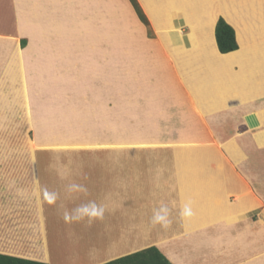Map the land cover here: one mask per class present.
Wrapping results in <instances>:
<instances>
[{
  "label": "crops",
  "instance_id": "crops-1",
  "mask_svg": "<svg viewBox=\"0 0 264 264\" xmlns=\"http://www.w3.org/2000/svg\"><path fill=\"white\" fill-rule=\"evenodd\" d=\"M118 8L116 0H0V91L9 74L22 85L24 107L34 106V95L40 106L55 108L50 92L74 89L83 99L84 122L112 121V114L116 120L118 52L102 45L117 46ZM255 11L261 14L264 5ZM262 14L253 27L241 18L227 21L239 34L244 28L262 33ZM196 22L192 47L181 49L194 99L193 89H208L193 88V74L204 79L213 67L205 51L223 56L216 21L208 41H200ZM196 62L201 65L194 67ZM224 101L203 105L222 107ZM262 112L264 105L256 106L243 125L257 133L256 142L264 136ZM55 154L80 157L64 161ZM46 155L45 161L35 150L28 158H0V255L45 264H106L156 247L173 264H264V221H245V176L226 149L95 145ZM262 201L259 196L249 206Z\"/></svg>",
  "mask_w": 264,
  "mask_h": 264
},
{
  "label": "rangeland",
  "instance_id": "rangeland-1",
  "mask_svg": "<svg viewBox=\"0 0 264 264\" xmlns=\"http://www.w3.org/2000/svg\"><path fill=\"white\" fill-rule=\"evenodd\" d=\"M116 1L119 7L117 46L103 44L102 49L118 52L117 119L112 114V121L89 118L91 121L84 122L85 118L79 117L83 99L74 89L50 92L55 108L40 106L34 95L31 97L34 106L26 108L19 89L22 85L14 84L11 75L6 74V89L0 91V158H28L35 150L40 161H45L46 153L56 148L95 145L226 149L230 153V163H235L240 169L238 172L245 176L248 206L245 221L247 224L264 221V136L261 134L257 143V133L243 128L246 115L256 106L264 105V72H260L259 65L251 63L245 74L248 92L232 94L222 107H204L205 101L198 103L190 95V84L184 78L191 68L186 65V56L181 50L192 47L190 36L199 17L202 18L198 24L200 28H210L219 17L226 21L241 18L240 22L243 20L252 27L260 25L255 18L264 12L260 14L255 8L264 5V0H178L176 9L174 6L162 9L161 24L137 0L148 18V25L139 19L130 0ZM204 15H210L211 21L204 22ZM166 18L169 28H163L168 24ZM104 23L105 20L103 26ZM160 31L167 33L163 42H160ZM236 34L240 50L243 46L248 49L264 46V29L261 33L254 28H244ZM200 65L199 62L193 64L194 67ZM239 70L235 69L234 73ZM15 86L18 90H14ZM25 94L29 96L27 90ZM47 96L44 94L42 98ZM61 104H71V107ZM31 110L35 113L28 114ZM68 118H81L82 121L69 123ZM259 118L264 122V112ZM49 134L54 137H47ZM16 154L18 156H14ZM54 157L72 161L80 155L55 154ZM233 195L231 192V200L235 201L237 198ZM259 196L263 200L261 206L250 207ZM246 238L252 240V232L247 231Z\"/></svg>",
  "mask_w": 264,
  "mask_h": 264
},
{
  "label": "bare ground",
  "instance_id": "bare-ground-1",
  "mask_svg": "<svg viewBox=\"0 0 264 264\" xmlns=\"http://www.w3.org/2000/svg\"><path fill=\"white\" fill-rule=\"evenodd\" d=\"M142 1L146 7V11H148V14L154 18L157 23L159 22L158 24H161V19L164 17V11L162 9H165L166 7L168 8L170 6H174L175 8L178 4V0ZM168 18H166L167 23L169 22ZM201 19V17L197 18L195 20L197 21L196 23L199 24ZM203 19L204 22L211 21L210 15H204ZM166 22L165 24H167ZM168 24L167 27L165 25L163 28H169L168 26H170V23ZM200 29L203 35L200 41H208V39L211 37L210 28L203 26ZM165 35L167 37V33L162 31L159 32V37L161 40L164 39ZM205 55L207 57V61L209 64H212L213 67L208 69L204 79H202L198 74H193V88H196L198 85H200L202 88L203 84H205V87L208 88L206 90L200 89L199 91L193 89V95L198 102H202L203 100L206 102L211 101L210 103H214L213 106H215L218 104V102H221L222 99L227 100V98H229V96L232 94L237 95L238 93H243L244 91L248 92V87H246L247 77L245 74H247L246 71L249 69V65L251 63H256V65H259L260 72H264V46L258 49H248L243 46V49L240 51L228 54L227 56L223 55L222 57H218L211 49H208L205 51ZM237 68L240 70L237 73H234V70ZM210 103L209 107H211ZM244 140L245 139L242 141L245 142Z\"/></svg>",
  "mask_w": 264,
  "mask_h": 264
},
{
  "label": "trees",
  "instance_id": "trees-1",
  "mask_svg": "<svg viewBox=\"0 0 264 264\" xmlns=\"http://www.w3.org/2000/svg\"><path fill=\"white\" fill-rule=\"evenodd\" d=\"M133 9L136 11L139 19L148 25L149 21L137 0H130ZM236 29L227 22L223 17H219L215 35L219 52L224 54H232L240 51V44L237 39ZM0 264H45L25 259H19L9 256L0 255ZM106 264H173L160 250L156 247H149L140 252L119 258Z\"/></svg>",
  "mask_w": 264,
  "mask_h": 264
}]
</instances>
